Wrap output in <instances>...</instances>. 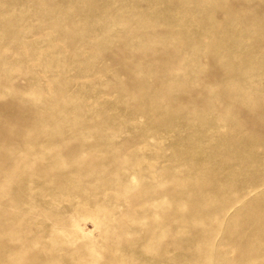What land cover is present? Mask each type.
Returning a JSON list of instances; mask_svg holds the SVG:
<instances>
[{
    "label": "rangeland",
    "instance_id": "1",
    "mask_svg": "<svg viewBox=\"0 0 264 264\" xmlns=\"http://www.w3.org/2000/svg\"><path fill=\"white\" fill-rule=\"evenodd\" d=\"M0 264H264V0H0Z\"/></svg>",
    "mask_w": 264,
    "mask_h": 264
}]
</instances>
